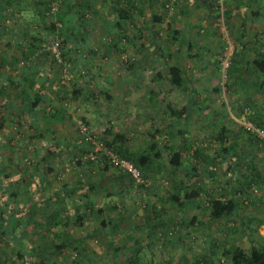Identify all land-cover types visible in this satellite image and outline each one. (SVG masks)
Segmentation results:
<instances>
[{
	"label": "rangeland",
	"instance_id": "1",
	"mask_svg": "<svg viewBox=\"0 0 264 264\" xmlns=\"http://www.w3.org/2000/svg\"><path fill=\"white\" fill-rule=\"evenodd\" d=\"M20 1L12 0V9L7 10L6 8L0 13V28L7 30L4 35H1L4 37L3 42L8 39L10 43L11 40L14 42L18 40L16 34L19 31V24L23 29L29 27V34H34L35 30H43L45 26L54 22L55 13L63 9L61 5L57 12V9L52 11L46 6L41 8L47 17L43 22L37 18L35 13L33 14L32 10L26 9L27 15L20 16L17 12ZM138 1L141 2L137 3ZM145 1L95 0L91 4L92 10L98 9L103 14H108L110 10L124 7L126 4L141 8V12L132 9L133 14L127 21L122 42L117 43L114 48L110 47L111 35L106 30L108 19L106 23H103L92 12L85 13L86 22L82 23V26L87 32L84 39L90 50L76 42L72 46V51L75 50V52L70 54V58L75 54H82L73 63L78 71H72L70 79L79 74L80 78H78L86 85L85 89H82L80 93H75L74 96L70 92V107L73 115L82 118L86 106L90 109L94 107L99 114L95 115V122L92 121L93 124H91L93 133L100 136L103 130L114 129L112 134H123L127 145L133 150L143 149L149 143V134L159 131L155 138L160 146L172 144L179 146L186 141L190 146L191 142L193 149L202 150L204 154L209 155V159H215L213 158L214 152L223 147V144L219 143L218 135L221 129L225 130L222 133L225 140L232 141L236 138L235 140L239 141L242 147L247 146L245 150L249 153V160L257 166L262 178L260 185L254 187L252 191L255 201L247 196L248 193L241 196L238 218L227 220L226 225H232L233 221L239 223L243 220L245 225L256 230V224L260 223L257 232L264 238V133L255 129L249 119L252 112L264 102V76H258L249 65L244 68L237 66L241 71V74L239 71L240 77L236 74L237 72L231 71L229 74L228 69L233 53L242 48L241 35L246 37L247 42H252L255 36L264 40V0L260 8L261 18L258 20L251 18V11H246V7L240 0H222L224 2V22L227 25L218 23L220 18L217 17V9L220 0H157L152 9L145 4ZM52 3L57 8L59 1ZM161 3L165 6L163 7ZM28 5L30 4L27 3L25 6L28 8ZM76 7L72 2V10H79ZM237 10L240 15L244 14L242 26H238L239 17L231 13ZM153 15L160 18V23L152 24ZM22 16H25V19ZM173 23L184 26L176 40L171 39L176 29ZM152 35L155 42H153ZM180 36L184 40H181ZM26 39L20 36L18 41L26 44L29 42ZM57 39L56 36L50 34L44 38L45 42L41 46L48 47L52 42L59 44ZM189 43L192 44L191 47ZM165 48L170 50L171 57H167ZM161 49L164 54L159 56ZM186 54L188 58L185 57ZM86 58L91 62L88 66L81 67L79 61ZM215 59L219 62V67L215 65ZM174 64L184 65L185 86L172 87L168 84L167 70ZM129 65L132 67L129 68ZM88 70L93 72H88ZM95 76H106L110 79L111 83H108L109 100L105 98V95L98 100H92L89 96L96 95L100 88L95 83ZM78 78H76L77 81ZM61 85L66 90L69 89L68 86L71 87V83ZM94 85L97 86L94 88ZM213 88H218V90L214 91ZM152 92L157 96H154ZM168 102L176 111L180 110L183 105L188 108L186 116L177 123H174L173 116L165 109V103ZM247 103L248 107H245ZM77 122L80 125V120ZM176 130H181L182 134H176ZM248 130L251 133L247 132ZM194 159L189 157L187 160L193 162ZM239 161L241 166L246 168V161L243 158H239ZM199 162L198 166L201 169L205 164L201 159ZM66 166L67 164H64L63 171ZM208 167L212 168L210 171L212 174L218 172L219 167L216 163L211 162ZM76 170L74 175L87 183L88 180L95 181L97 178L95 172H86V169L80 168ZM153 171L156 173L152 180L147 181L149 187L145 192L146 199H143L146 200V205L160 204L161 199L156 196L159 194L162 197L168 182L172 181L176 174L175 170L166 166L158 169L156 164H154ZM63 178L64 175H60L61 180L58 182L62 184ZM126 183L128 184L127 181H123L124 187ZM213 187L214 185L211 190L218 192V189ZM115 190L118 193L121 187H116ZM124 195L121 197L122 204L119 203V207L124 208L125 217L121 222L112 224L110 231L100 232L99 225L103 216L96 215L92 211L87 213L83 220L85 227L75 230L76 238L81 239V248L88 247L87 254L79 257L81 248L75 245L76 249L68 243L62 254L53 255L51 258L49 257L50 252L45 255L44 260L55 264H74L75 259L73 258L79 257L88 264H115V262L127 264L126 258L135 252L136 240L140 239L144 240V243L143 251L138 257L139 264H190L194 255L205 251V239L207 240L210 236L216 240L213 252L218 254L221 260L224 259L225 264H230L228 259L221 257L224 251L221 246L222 238L216 239L226 232L227 227L223 223L224 220L221 221L223 227L219 228L218 235H216L214 228L216 229L218 224L210 222L207 224L205 220L199 218L200 223L185 230L184 234L187 233L184 236L186 246L183 249V244L177 238L176 229H172V234L166 231V238H164L161 234L163 229L159 227L161 220H166V218L177 221L183 215L180 211L172 208L169 203L160 204L164 208L161 209L162 217L154 223L147 222L145 209L142 208L140 199L136 196L139 194L132 192L131 195H126L125 192ZM99 196L100 193L96 196V202H99L97 200ZM112 199L118 200L117 194ZM119 212L113 215L117 216ZM48 213L49 211L42 212L44 216ZM255 216L258 217L256 221L252 219ZM64 217L69 218L70 212L66 211ZM244 218L248 219L249 224ZM153 224L158 227L153 228ZM240 234L241 231L234 233L231 241ZM8 241L10 239H3L0 242V262L21 264L14 261L15 247ZM260 241V244H264V241ZM243 247L246 253H249V245L244 244Z\"/></svg>",
	"mask_w": 264,
	"mask_h": 264
},
{
	"label": "trees",
	"instance_id": "2",
	"mask_svg": "<svg viewBox=\"0 0 264 264\" xmlns=\"http://www.w3.org/2000/svg\"><path fill=\"white\" fill-rule=\"evenodd\" d=\"M0 1V13H2V11L6 9V7L8 9H12V0ZM55 1H59L56 12L58 11V7L60 5L65 10L62 9L55 13L56 17L54 18V22H51L50 24H48V26H45L44 30H47L49 34H53L58 38L57 40L59 44H57V46L60 50L61 58L64 63H58L57 60H55L51 56L48 47L41 46V44L45 42L43 38L38 40L36 44L37 46L35 47V52H33L32 50H30V52L33 53L36 58L44 59L46 61L48 60L50 62L49 65H54L59 72V86L62 89H65V87L61 84L70 85L71 83L70 92L72 93V95H75V93H80L82 89L86 88L85 83L77 81L76 78L79 77V74L76 75V77L72 76V78L70 79V74L72 73V71H78L74 67L75 65H73V63L75 59L80 57L82 54H75V56L70 58L69 54L65 52L64 47L70 43L71 54L72 52H75V50L72 51V45L73 43L77 42L81 43L85 49L90 50V47L84 39L87 32L83 30L82 26V23L86 22L85 13L92 12V14H94L95 16L97 15L100 20L103 21V23H106V19H108L106 30L111 35L110 42L112 43H110V47L114 48L116 47L117 43L122 42V35L124 34L125 28L127 26V21L130 20L133 14L132 9H137L138 11H140L141 8L126 4L124 7H116L115 9L110 10V13L108 14H103L100 13L98 9H91V4L95 0H39L36 3L37 8L39 9V13L35 12V14L40 21L44 22V20L47 19V17L45 16V11H43L41 8H44L46 6L51 9L53 5L52 2ZM240 1L242 5L246 7V11H251V18H254V20H258L261 18L260 8L263 4L262 0ZM72 2H74L75 7L77 6L76 8H79V10L75 12V17L73 19H69L73 8V6L71 8ZM140 2L141 1H138L137 3ZM209 2L212 3V1ZM221 2L222 4H219L217 9V17L220 18L218 23H222V25H224V23L226 24V22H224V2ZM155 3H157V0L145 1V4L150 9H152ZM166 3L168 2L166 1ZM226 3L227 2H225V4ZM161 4L163 5V7L165 6L164 3ZM231 13H233L232 15H237L239 17L240 22L238 23V26H242L244 22V14L240 15L239 10ZM151 22L152 24L160 23V18L153 15ZM173 25L176 26V29L172 33L173 36L171 37V39L176 40L177 36L181 32V29L184 28V26L178 25V23H173ZM19 28L21 30L23 29L20 24ZM68 30L70 31V35L66 34ZM255 37L256 38H254L252 42H247L246 37L241 35L242 48L241 50H237V52H234L232 57L230 58V62L228 65V69L230 72H228L229 74H231V71H233L234 73L237 72L236 74L240 77L241 71L239 70V68H237V66L240 68H244L249 65L257 73L258 76H264V40H261L257 36ZM180 38L181 40H184L182 36H180ZM69 39L70 42L68 41ZM152 39L153 42H155L153 35ZM22 45L24 47L22 48V50L29 48V46H26V44L24 43ZM189 45V47L192 46L191 43H189ZM31 48L33 49V46ZM27 50L29 51V49ZM164 50L166 51L167 57H171L172 53H170V50H168L167 48H165ZM216 53L219 55L218 52ZM163 54L164 52L161 49L159 56ZM185 57L188 58V55L186 54ZM215 62V65L219 67V62L217 61V59H215ZM22 65H24V63H22ZM131 67L132 66L129 65V68ZM183 67L184 65L181 66L180 64H174L168 68L166 78L170 86H185ZM64 69H68L69 74V80H67L66 82H63L61 79ZM192 75L194 76V74ZM23 79L24 83L31 82L32 86L35 85L34 78H30L28 80L25 78ZM44 85L45 82L41 84L42 89ZM213 90L217 91L218 88H213ZM104 94L105 98L109 100L110 94L108 90L105 91ZM152 94L154 96H157V94H155L154 92H152ZM89 96L92 97V100H97L95 95ZM165 99L166 98H164V100ZM165 104V109H167L169 114L173 116L172 120L174 121V123H177L178 120L184 118L188 112V108L186 105H183L180 110L176 111L175 109H172L169 102ZM245 107H248V103L245 104ZM249 119L255 129H258L259 131L264 133V102L262 103V106L252 112V115H250ZM81 125H85L92 130L89 122L86 119L81 118L80 125H78V127ZM224 131L225 130L223 129L219 131V143H222L223 147L220 150H216L214 152L213 158L215 159H209V155H206V153L204 154L202 150H199L198 148L193 149V147L191 146V142L189 143L190 146H188L187 141L184 144H180L179 146L176 144H172L169 146H160L155 138V135L159 131L150 133L149 143H147V145L143 149L138 150L129 148V146L127 145V140L123 134L114 133L113 135L111 128L103 130L102 135H100L101 137L93 134L105 147H107L108 149L110 148L119 159L125 160L134 166V168L138 172L139 181H137L132 176V174L120 168H115L112 165H108L103 162H101V164H95L84 160L83 158L88 152L87 147L84 145V150L82 152L83 154L81 156L70 158V160L65 164L69 165L70 170L80 168L86 169V172L90 171L91 173L98 170L102 171L103 173L110 172V174H112L111 172H116L121 176L120 179L118 178L119 181L121 180V184L119 186L121 187L120 192L117 193L115 187L114 190H109L108 194L106 195L108 202H104V204L99 205V202H94L92 198V196L98 194V192L96 191L97 183L91 180V183H89L91 185V188H89L85 194H79L77 198H75L76 203L72 202L74 203V209H70L69 218H65L63 216L64 212H66L64 209L66 208H64L63 210H52L50 211V214L48 213L49 215L43 216L42 224L32 221L31 217L33 215V211L31 209L26 208L24 210H19V204L26 203L30 201L29 199H31L30 197L25 196V191H22L20 189V187H22L21 185L24 183L21 179V176L24 174L23 172L25 170L21 171V169H17L15 170V172L8 173V169L5 167V163L0 160V242H2L3 239H10V241H12L11 244L15 247V262L17 261L21 264H55L44 260L45 255L51 252L49 257L52 258L53 255L56 256L62 254L63 250L67 248L68 243H70V245L71 243H73L71 246H79V249L81 248V246L80 241L69 242L66 237V240L60 237L57 240L55 238L54 241V238L52 239V236L49 235L51 228H58V231L62 232V230L67 227L68 221L72 228L83 229L85 227L83 220L85 219L86 214L92 211L96 215L103 216V219L100 221L99 228L100 232L107 233V231H110L112 224L121 222L125 217L124 208L119 207V203L122 204L121 197L125 196V192L126 195H131L132 192H137L139 194L136 196H138V198L140 199L142 208L145 209L147 222L154 223L155 220H159L162 217L161 209L164 208H162V205L160 206V204L169 203L172 208L180 211L183 215L178 218L177 221L166 218V220H161L162 223L159 227L163 229L164 233L162 232L161 234H163L164 238H166V231H170L169 234H172V229H176L177 238L179 242L183 244V249H185L184 247L186 246V238H184V236H186L187 233L184 234L186 232L185 230L200 223L198 221L199 218L205 220L207 224L209 222L218 224L217 228H214L216 235H218L217 231H219V228L223 227L221 224L222 220H224L223 223L226 225L227 220H234L235 218H238L241 196L248 193L247 196H250V198L255 201L252 193V191L254 190L253 188L260 185V182L262 181L261 174L257 166L253 164L251 160H249V153L245 150L247 146L243 145L242 147L239 141L235 140L236 138H233L232 141L225 140L222 134ZM247 132H250V130H248ZM175 133L182 134V131L176 130ZM189 157L195 158L194 161L189 162V160H187ZM239 158H243L244 161H246V168L241 166L242 164L239 161ZM199 159H201L205 164L201 169L198 166L200 165ZM211 162L216 163L219 167L218 172H215L214 174L210 172L212 171V168L208 167ZM154 164L157 165L158 169L165 166L173 169L176 171V174L174 175V179L168 182V186L165 189L162 197H160L159 194L156 196L161 199L159 202L160 204L151 203L150 205H146V200L143 199H146L145 192L149 187V183L147 181H149V179L152 180L153 175L156 173L153 171ZM68 173L69 172L64 173V171H62L61 174H58L57 180H61L60 175H64L65 177ZM112 175L113 178H116L115 174ZM123 181L128 182V184H125V187L123 185ZM42 182H44V178L42 179ZM80 182L82 183V181ZM100 185L98 190L102 191V189H100ZM212 185H214V187L218 189V192L211 190ZM75 190L77 189L74 188L72 189V191H70V197L74 196ZM116 194L118 200H113L112 197ZM13 204H15L16 209L11 208L12 206H9ZM5 207L6 209H3ZM117 211H120L118 215H113V213H116ZM257 218L255 216L252 219L256 221ZM244 220H246V223L248 222L249 224L247 218H244ZM239 223L233 221L231 222L232 225H226L227 228H225V234L223 233L220 237L216 238H222L221 246L224 251L223 254H221V257L228 259L230 261V264H264V244H260V240L264 241V238H262L257 232V228L259 227L260 223L258 225L256 224V230L249 225H245L243 220ZM152 227L157 228L158 226L156 224H153ZM238 231H241V234L237 235L236 238L231 241L232 235ZM253 231L254 233H252ZM28 232L42 233V241L35 245H32L28 238H26V234H28ZM179 233L181 237L179 236ZM143 241L144 240L140 239L136 240V250L126 258L127 264L138 263V257L143 251ZM205 242V251L202 254L194 255L191 258L190 264H225V260H221V258L218 257V254L214 253L212 250L215 246L216 240H213L210 236H208L207 240L205 239ZM244 244L249 245V253H246L243 247ZM87 252L88 247L84 246L83 248H81V250H79V257H81V255L83 254H87ZM79 257L73 258L75 259V261L72 260L74 264H88V262H83ZM0 264L4 263L0 262ZM115 264L118 263L115 262Z\"/></svg>",
	"mask_w": 264,
	"mask_h": 264
},
{
	"label": "crops",
	"instance_id": "3",
	"mask_svg": "<svg viewBox=\"0 0 264 264\" xmlns=\"http://www.w3.org/2000/svg\"><path fill=\"white\" fill-rule=\"evenodd\" d=\"M37 1L39 0H21L17 12L20 16L27 15L26 9L32 10L33 14L38 12ZM27 3L30 4L28 8L25 6ZM7 10L10 9L7 8ZM73 11L69 19L75 17L76 11ZM22 17L25 19V16ZM29 30V27H24L22 30L19 28L20 32L18 31L16 34L18 40L20 36L27 38L26 40L29 41L26 43V46H29L28 51L27 49L22 50L23 42L21 44L18 40L15 42L11 40L10 43L8 39L3 42L2 38L4 39V37L1 35H4L7 30L0 28V160L5 163L8 173L15 172L17 169L25 170L21 176L24 183L20 189L25 191V196L31 199L26 203L19 204V210L31 209L33 211L32 221L42 224L44 216L42 212L44 211H49L50 214L52 210L66 208L64 210L70 212V209H74L75 198L79 194H85L91 188L89 184L91 179L88 180V183L78 179L74 175L77 172L75 168L71 173L66 174L62 184L57 180L58 174L63 171L64 164L70 158L83 154L84 144L78 133L79 124L77 122L81 118L75 117L70 107V86L67 90L59 86L57 68L54 65H49L48 60L36 58L30 52V50L35 52L38 40L48 37L49 32L43 29L35 30L34 34H29ZM66 34L70 35V31L68 30ZM68 41L70 42V39ZM64 48L70 57V43ZM90 62L86 58L79 61V65L81 67L88 66ZM95 77V83L100 87L95 95L98 100L102 95H105V91L109 89L108 83L111 81L106 76ZM23 78L27 80L34 78L35 85L32 86L31 82L24 83ZM78 81L82 82L80 79ZM44 82L45 85L42 89L41 84ZM95 86L97 85H94V88ZM87 107L81 117L92 126L91 124L95 122V115L99 112L94 107L92 109ZM111 173L115 174L116 178H113L110 172H95L96 191L98 194L100 193V199H97L99 205L108 202L106 195L109 190H114V187L119 188L121 184V180H118L121 176L116 172ZM43 178L44 182H42ZM99 185L102 191L98 190ZM74 188L77 190H75L74 196L70 197V191ZM96 196H92L93 200L95 198V202ZM9 206L16 209L15 204ZM75 230L67 221V227L62 232L58 231V228H51L49 235L52 236V239L54 238V241L55 238L57 240L60 237L63 239L66 237L69 242H81V239L76 238ZM26 238L32 245H35L41 242L43 237L40 232H28Z\"/></svg>",
	"mask_w": 264,
	"mask_h": 264
},
{
	"label": "built area",
	"instance_id": "4",
	"mask_svg": "<svg viewBox=\"0 0 264 264\" xmlns=\"http://www.w3.org/2000/svg\"><path fill=\"white\" fill-rule=\"evenodd\" d=\"M220 0V4H222ZM52 11L56 10V7L52 5L51 8ZM222 11V9H221ZM48 50L50 51L51 56L57 60L58 63H64L61 58L60 50L58 49L57 43L52 42L48 46ZM62 81L66 82L69 80V74L68 69H64L62 72ZM78 133L80 135V138L83 142V144L87 147L88 152L83 158L84 160H87L89 162L95 163V164H101V162L106 163L108 165H112L115 168H120L124 171H127L128 173L132 174V176L139 181V175L137 170L134 168V166L125 161L119 159L114 152L109 148L105 147L95 135H93V131L86 127L85 125H81L78 128ZM70 167L69 165L66 166L64 172H69Z\"/></svg>",
	"mask_w": 264,
	"mask_h": 264
}]
</instances>
